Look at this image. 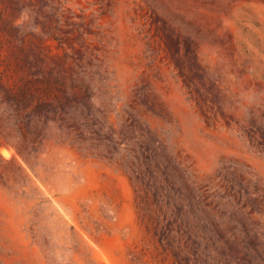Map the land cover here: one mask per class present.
<instances>
[{
    "label": "rangeland",
    "instance_id": "rangeland-1",
    "mask_svg": "<svg viewBox=\"0 0 264 264\" xmlns=\"http://www.w3.org/2000/svg\"><path fill=\"white\" fill-rule=\"evenodd\" d=\"M0 264H264V0H0Z\"/></svg>",
    "mask_w": 264,
    "mask_h": 264
}]
</instances>
